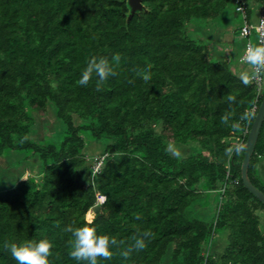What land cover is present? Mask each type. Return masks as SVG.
I'll use <instances>...</instances> for the list:
<instances>
[{
  "label": "trees",
  "instance_id": "trees-1",
  "mask_svg": "<svg viewBox=\"0 0 264 264\" xmlns=\"http://www.w3.org/2000/svg\"><path fill=\"white\" fill-rule=\"evenodd\" d=\"M143 3L127 23L121 0H0V158L5 172L18 165L0 187V264H16L5 242L41 239L54 244L53 264H80L69 256V224L124 241L153 233L143 251L100 264H264V204L241 175L264 79L240 80L252 36L258 46L242 27L264 0H243L244 12L237 0ZM116 54L118 75L101 91L95 76L77 84L90 58ZM148 66L145 82L137 72ZM50 109L64 126L56 142L35 137ZM86 137L103 140L98 155L85 151ZM30 158L37 170L23 178ZM263 160L264 122L248 166L264 192Z\"/></svg>",
  "mask_w": 264,
  "mask_h": 264
},
{
  "label": "clouds",
  "instance_id": "clouds-1",
  "mask_svg": "<svg viewBox=\"0 0 264 264\" xmlns=\"http://www.w3.org/2000/svg\"><path fill=\"white\" fill-rule=\"evenodd\" d=\"M120 59L119 54L113 56L111 61L107 57L93 56L87 62L77 84L87 87L95 76L96 91H101L110 77L118 75L116 67ZM242 62L250 68V71L242 72L240 75V80L244 85L247 86L253 81L264 79V46L250 45L243 54ZM150 69L151 66H148V69L137 72V75L147 82L151 79ZM226 99L232 103L236 101V97L232 94H228ZM239 150L238 148L237 151ZM231 151V149L228 150L229 153ZM135 218L140 220L142 217L137 214ZM64 231L71 234L68 240L69 256L80 264H100L101 260H111L115 255L128 259L133 252L146 249L153 237L150 230H144L134 233L128 241L117 240L115 236L98 233L97 229L89 224L80 227L69 224ZM4 248L16 264H53L50 258L54 255V244L49 239L30 240L19 244L5 242Z\"/></svg>",
  "mask_w": 264,
  "mask_h": 264
},
{
  "label": "rangeland",
  "instance_id": "rangeland-1",
  "mask_svg": "<svg viewBox=\"0 0 264 264\" xmlns=\"http://www.w3.org/2000/svg\"><path fill=\"white\" fill-rule=\"evenodd\" d=\"M254 8H255L254 18L257 21L258 16H259L258 6L256 5ZM236 18H237V23L241 24L242 21H241L240 16L237 15ZM207 28L209 29L210 34L213 35L214 44L218 45L214 49L215 50L217 49V51L219 53H224V55H227L229 53L227 46H222L221 44H219V42L223 38V35L221 33L214 32V30H213L214 27L207 26ZM204 35H205L204 38L208 37L207 31L204 32ZM235 35H236V37H235L236 40L238 38H240L239 32H237ZM227 39H228V37H225L226 41H228ZM252 40L254 41L253 44H255L256 39L254 36H252ZM236 43H238V40L235 41V45H236ZM246 71H250L249 66L246 67ZM59 122L56 120V117L54 115L53 110H51V109L48 110V114L45 117H39V122L37 123L35 137L37 139H39L40 141H42L45 137H47L50 141L51 140L55 141V142L59 141L58 138L61 137L62 130L64 128L63 123H61V122L59 123ZM48 136H50V137H48ZM102 149H103V140H101V139L97 140L94 138L86 137V146H85L86 152H88L90 154L98 155L102 151ZM187 150H188L187 146H184L183 148L179 149L180 152H186ZM4 157L7 158L8 156H4ZM5 158H3V157L0 158V187L1 188H5L14 182L13 176L16 174V170H17L16 167L18 166L17 163L12 165V163L10 162L7 164V166H9V164H10V166L8 167L7 171L5 172L4 171L5 169L2 168V166H4L7 162V160ZM13 162H14V160H13ZM30 162H31L30 170H29V172H26L24 174L23 178H26L27 175H29L30 173H33L37 170V164H35L34 158H30ZM22 165L24 166L25 162H23ZM19 167H21V166H19ZM260 168L262 171L261 172L262 175H264V160L262 161ZM208 210H210V209H208ZM260 216H261V221H262L261 223H262V227H263L264 226V212H260ZM93 217H94V212H93V210H91L88 212L87 218L91 219ZM217 242H218L219 247H221L223 245L224 241H223V239H218Z\"/></svg>",
  "mask_w": 264,
  "mask_h": 264
},
{
  "label": "water",
  "instance_id": "water-1",
  "mask_svg": "<svg viewBox=\"0 0 264 264\" xmlns=\"http://www.w3.org/2000/svg\"><path fill=\"white\" fill-rule=\"evenodd\" d=\"M126 2L128 8L127 11V23L133 17L134 14L140 12H146L148 9L143 3V0H121ZM264 122V97L258 108L254 121L249 130L247 140L245 142V155L241 165V175L244 186L255 195L264 204V192L258 188L250 179L248 174V166L252 153L254 151L257 139L260 133V129Z\"/></svg>",
  "mask_w": 264,
  "mask_h": 264
},
{
  "label": "built area",
  "instance_id": "built-area-1",
  "mask_svg": "<svg viewBox=\"0 0 264 264\" xmlns=\"http://www.w3.org/2000/svg\"><path fill=\"white\" fill-rule=\"evenodd\" d=\"M238 5H237V10L239 11H245V6L243 4V0H237ZM253 31L256 32L257 34V42L258 46H264V8L260 10V14L258 17V20L255 23H249L248 21L245 20V23L242 27V33L245 37H249ZM253 45L252 42L249 40L246 44L245 50L250 46ZM259 85L262 82V79L259 81H256ZM103 160L102 157H96L95 162H94V172L98 171L100 169L101 163ZM105 199V196L102 194H98V202H103Z\"/></svg>",
  "mask_w": 264,
  "mask_h": 264
}]
</instances>
